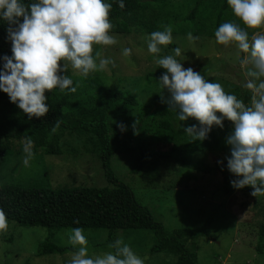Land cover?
Masks as SVG:
<instances>
[{"label":"rangeland","instance_id":"obj_1","mask_svg":"<svg viewBox=\"0 0 264 264\" xmlns=\"http://www.w3.org/2000/svg\"><path fill=\"white\" fill-rule=\"evenodd\" d=\"M224 21L245 28L250 41L253 35L264 34V26L248 29L237 17ZM188 34L172 33L173 42L161 46L162 50L157 55L148 52L145 38L149 34L139 29H133L127 36L110 34L117 41L114 45H93L97 64L103 58L110 59L112 63L102 70L90 72L87 77H98L110 92L126 90L137 102L136 106L121 114L130 125L122 142L130 149L115 148L112 168L122 182L131 185L139 202L148 206L166 231L204 228L207 234L199 237L196 244L186 242L187 249L196 251L199 263L264 264V240L260 236L264 226V196L258 199L240 190L224 188L225 177L229 181L235 178L227 170L224 159L230 154L229 150L205 148L192 152L187 146L193 140L187 133L173 141L168 135L162 136L158 132L157 126L165 117L157 112L166 104L162 97L166 100L169 96L157 82L166 71L156 63L163 56L172 55L185 68L191 67L210 82L220 83L226 93L234 94V86L248 90L246 106H251L253 93L244 84L245 73L252 65L240 63L245 54L239 53L235 43L225 46L218 44L215 37L191 34L193 39H189ZM125 48L131 49V55H123ZM176 48L181 50L179 56L175 54ZM65 74L76 80L86 78L70 65ZM170 120L174 128L186 123L179 121L175 112L170 115ZM225 124L232 128L231 121L225 120ZM140 142L148 145L156 156L141 173L131 174L133 154ZM25 143L24 140L14 142L13 147L18 153L8 157L0 167V185L25 186L43 176L48 181L47 187L51 188L107 185L91 145L75 134L64 135L61 144L63 154L58 157L35 150L32 144L29 156L24 151ZM171 150L180 154L189 167H183L169 157ZM217 161H223V170ZM206 221L208 223L204 224ZM7 225L6 230L0 231V264H67L74 253L66 251L37 256V246L47 237V229L20 226L9 220ZM71 230L62 229L55 236V242L72 246L68 242ZM84 235L90 256L114 252L112 245L119 239L129 245L144 264H173L176 260V255L166 251L150 252L154 237L149 232L125 234L117 230L108 233L106 229H99L84 230ZM78 247H75L76 251Z\"/></svg>","mask_w":264,"mask_h":264},{"label":"trees","instance_id":"obj_2","mask_svg":"<svg viewBox=\"0 0 264 264\" xmlns=\"http://www.w3.org/2000/svg\"><path fill=\"white\" fill-rule=\"evenodd\" d=\"M28 2L25 0L26 4ZM124 4L125 7L121 9L112 2L109 19L114 27L110 34L127 36L133 29L150 34L170 27L172 33L215 37L216 28L225 19L235 17L227 0H124ZM6 28V22L0 21V57L12 55L11 42L6 40ZM72 80L76 92H61L59 89L46 91L49 112L44 117H33L31 120L9 101L6 93L0 92V167L8 157L18 153L13 147L15 141L30 140L35 150L58 157L63 154L62 138L66 133H72L91 145L104 171L107 185L51 188L47 187L45 176L25 186L0 185V209H3L7 220L20 226L47 229V237L37 246V256L75 252L73 246L61 245L54 239L62 229L80 227L91 231L106 229L108 233L117 230L125 234L149 232L154 237L151 253H172L176 255L173 264H201L196 251L187 249L186 242L196 244L199 237L207 234L204 228L166 231L148 206L139 202L131 185L122 182L112 168L111 159L115 148L130 149L122 142L126 131L121 132L117 124L123 123L127 129L130 127L121 114L136 106V100L126 90L108 91L98 77ZM232 91L247 104L248 90L234 86ZM173 112L167 103L157 112L165 117L157 126L160 135H168L174 141L186 134L184 127L193 124L199 127L198 121L189 118L183 126L174 128L170 120ZM223 124L222 129L213 126L205 140L191 141L188 149L192 152L205 148L229 150L230 146L225 144V140L232 128L225 124V120ZM155 156L156 153L148 145L140 142L133 154L131 174L141 173ZM168 156L179 165L189 167L180 154L171 150ZM224 181V188L233 190L226 177ZM251 190L250 186L240 189L244 193H250ZM263 196L256 198L261 199ZM260 236L264 240V226Z\"/></svg>","mask_w":264,"mask_h":264},{"label":"clouds","instance_id":"obj_3","mask_svg":"<svg viewBox=\"0 0 264 264\" xmlns=\"http://www.w3.org/2000/svg\"><path fill=\"white\" fill-rule=\"evenodd\" d=\"M123 9L124 0H112ZM112 2L108 0H0V21H5L6 40L11 42L12 55L0 57V92L6 93L28 119L44 117L49 112L46 91L76 92L73 80L65 73L69 65L83 77L90 72L106 68L112 61L93 56V45L110 46L117 43L110 35L114 27L109 19ZM235 17L248 29L264 26V0H227ZM218 44L235 43L244 58L242 65L251 64L245 73L244 87L252 90L251 106H246L236 95L226 93L220 83L209 81L185 68L172 55L157 59L159 68L166 71L157 82L166 89V102L179 121L189 118L199 122L184 127L192 140L203 141L213 126L223 128L224 120L232 122V131L226 137L229 155L226 168L235 177L230 185L235 190L251 187L252 197L264 195V34L253 35L251 41L245 28L233 22H224L214 31ZM189 39H193L191 33ZM147 50L153 55L161 46L172 41V29L154 31L146 36ZM176 56L181 54L174 49ZM99 57V53L96 54ZM131 55V49H123ZM62 62V63H61ZM121 132L127 131L123 123L117 124ZM135 128V124L133 125ZM31 155V141L24 145ZM27 163V160H25ZM223 170V161H217ZM78 223V221H77ZM7 218L0 209V231L6 230ZM68 242L78 250L67 264H144L132 248L116 240L114 252L90 256L84 230L75 227Z\"/></svg>","mask_w":264,"mask_h":264}]
</instances>
